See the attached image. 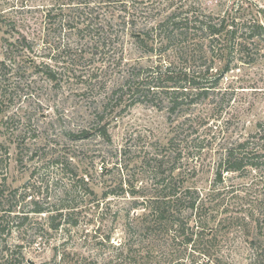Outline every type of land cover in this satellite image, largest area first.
I'll return each mask as SVG.
<instances>
[{
  "label": "rangeland",
  "instance_id": "374dc122",
  "mask_svg": "<svg viewBox=\"0 0 264 264\" xmlns=\"http://www.w3.org/2000/svg\"><path fill=\"white\" fill-rule=\"evenodd\" d=\"M174 11L264 24V0H0V251L21 246L36 264L62 254L72 264H211L165 228L134 231L144 211L131 193L149 187L154 160L171 159L203 213H217L207 230L226 238L218 223L228 216V244L219 246L226 264H264V168L214 181L222 148L262 143L249 138L264 123L262 48L216 51V88L173 112L164 94L121 89L139 69L200 68L198 58L179 64L164 53L155 27ZM193 116L203 124L188 135ZM33 200L46 213H33ZM60 209L68 224L53 232L47 219ZM244 214L252 221L237 219ZM148 235L152 255L121 254L122 243Z\"/></svg>",
  "mask_w": 264,
  "mask_h": 264
},
{
  "label": "trees",
  "instance_id": "16d2710c",
  "mask_svg": "<svg viewBox=\"0 0 264 264\" xmlns=\"http://www.w3.org/2000/svg\"><path fill=\"white\" fill-rule=\"evenodd\" d=\"M187 14L181 16V14H176L175 11L170 12L156 24L155 30L163 37L164 53L167 51L173 52L179 59V62L177 61L179 64L180 60L185 62L192 60L194 63L195 58H198L202 61L200 68L198 70L194 66L193 68L191 66L175 68L174 62H170L162 72L157 71L156 68L139 69L142 74L139 76L130 74L126 79V87L124 86L121 89L125 88L127 93L134 90L136 94L133 93V96L137 95L144 99L148 95L153 98L157 94H164L170 105L169 110L173 112L183 103L194 105L199 101L207 100L209 94L216 88L217 80L211 77H214V75H211V71L214 65V62L212 64L213 55L216 51L223 48L224 50L228 49V54L235 49L238 50L237 52L244 53L250 47H261L264 51V24L258 21L251 19L246 21L231 19L228 21L226 18L217 19L210 15L193 17ZM238 32L247 34V37L237 36ZM152 51L150 50V52ZM208 62L211 63L208 64ZM253 62L254 60H251L250 63ZM0 65L3 67V62ZM145 72H150V75L144 77L143 73ZM134 77L137 80H134ZM158 79H162V83L157 85ZM133 87H136V89ZM137 103L135 101L129 104V107ZM201 121L202 116L185 119L184 123L188 124L186 127L190 130L188 135L196 134L198 126L203 124ZM253 136L254 138L258 137L262 143L252 144L250 139H242L234 140L228 146L222 148L214 174V181L222 182L224 175L231 173L243 177V174L249 168L256 171H261L264 168V123L258 124L257 133L250 135L249 138H253ZM182 152L183 150H180L177 156L180 157ZM174 172L175 166L172 164L171 159H167V161L154 160L149 187L131 193L132 196H136L133 201L134 208L143 209L144 211V214L138 217L140 218V225L138 227L134 226L135 233L140 231L149 233L165 228L168 232L173 233V240L180 238L184 248L188 246L193 248L194 252L199 257L206 259L208 263L226 264L225 258L220 255L219 246L223 241L228 244V216L218 223L225 224L223 225L227 229L226 238L218 236L217 233L220 229L207 230L210 218L215 219L217 213L215 216L203 213L205 212V205L202 198L197 192L184 187L180 175L175 176ZM81 183H83V180H81ZM106 195H109V193L104 194V196ZM29 198L32 200L31 196ZM32 205L34 207L32 211L36 215L46 213L37 201L33 200ZM59 211L55 216H50L47 219V228L53 232L61 229L62 222L68 224L67 220L63 219L61 209ZM237 219L247 223L245 221H252V215L244 214ZM27 220V216L22 218L23 222ZM54 220H58V222L54 223ZM254 223L256 228H259V221L255 220ZM153 242V238L148 235V237L131 243L124 242L119 247L121 254H130L135 250L145 252L146 255H149L150 251L152 255ZM197 244L198 248H196ZM20 249L21 246H17V253L0 251V264H29L30 260L20 251L18 252ZM249 249H252L251 246ZM256 256H258L257 252ZM56 258L59 260L58 263ZM55 259L56 261L53 259L50 262L39 264H72L66 260L64 254L56 256ZM255 260H257V257L253 259V261ZM32 264L36 263L32 262Z\"/></svg>",
  "mask_w": 264,
  "mask_h": 264
},
{
  "label": "water",
  "instance_id": "95a60500",
  "mask_svg": "<svg viewBox=\"0 0 264 264\" xmlns=\"http://www.w3.org/2000/svg\"><path fill=\"white\" fill-rule=\"evenodd\" d=\"M28 263H29V264H32V262H31V261H29Z\"/></svg>",
  "mask_w": 264,
  "mask_h": 264
}]
</instances>
